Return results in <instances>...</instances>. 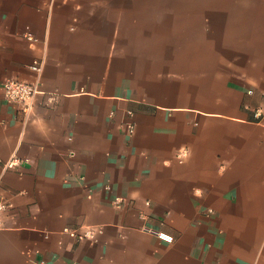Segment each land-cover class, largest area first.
Wrapping results in <instances>:
<instances>
[{"label":"crops","instance_id":"0c3cea01","mask_svg":"<svg viewBox=\"0 0 264 264\" xmlns=\"http://www.w3.org/2000/svg\"><path fill=\"white\" fill-rule=\"evenodd\" d=\"M5 79L0 264H264V0H0Z\"/></svg>","mask_w":264,"mask_h":264},{"label":"built area","instance_id":"2783aa9c","mask_svg":"<svg viewBox=\"0 0 264 264\" xmlns=\"http://www.w3.org/2000/svg\"><path fill=\"white\" fill-rule=\"evenodd\" d=\"M25 38L28 41L36 42L37 39L33 38L30 34H26ZM34 72L39 73L42 69V61H33L28 67ZM1 98L4 103L14 105L17 107L19 114L24 120L32 114L34 102L36 97L42 93L41 84L39 81L35 82H22L15 79H5L0 83ZM133 112L127 111V120L124 123L125 133L128 137L132 136L135 130V123L133 121ZM253 117L257 122H260L262 112L260 109H256L253 112ZM188 154L186 149H180L176 153V159L181 162L182 159ZM74 153H70L73 156ZM20 163L19 159L12 158L10 161L4 164V169H12ZM109 185L105 186V189H109ZM9 205L5 201H0V229L2 226V215L8 210ZM211 213V211H209ZM101 229L94 227H77V228H66L64 232L72 235L75 239L90 240L94 241L96 235ZM148 231L156 235L160 240L171 243L173 238L165 233L155 232L150 229Z\"/></svg>","mask_w":264,"mask_h":264}]
</instances>
